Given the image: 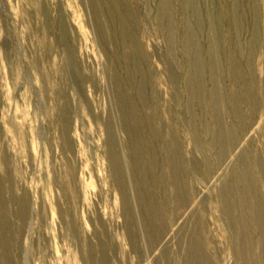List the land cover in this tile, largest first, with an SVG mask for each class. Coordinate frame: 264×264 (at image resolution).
Wrapping results in <instances>:
<instances>
[{
    "label": "rangeland",
    "instance_id": "1",
    "mask_svg": "<svg viewBox=\"0 0 264 264\" xmlns=\"http://www.w3.org/2000/svg\"><path fill=\"white\" fill-rule=\"evenodd\" d=\"M0 264H264V0H0Z\"/></svg>",
    "mask_w": 264,
    "mask_h": 264
},
{
    "label": "bare ground",
    "instance_id": "2",
    "mask_svg": "<svg viewBox=\"0 0 264 264\" xmlns=\"http://www.w3.org/2000/svg\"><path fill=\"white\" fill-rule=\"evenodd\" d=\"M167 25H168V24H167ZM168 26H169V25H168ZM243 257H244V256H243ZM243 257H242V258H243ZM247 257H248V256H247Z\"/></svg>",
    "mask_w": 264,
    "mask_h": 264
}]
</instances>
